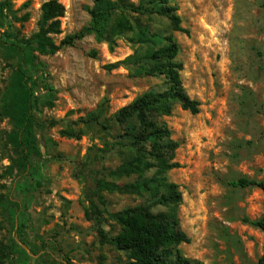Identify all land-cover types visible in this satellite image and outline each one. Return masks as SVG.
<instances>
[{"label": "rangeland", "instance_id": "obj_1", "mask_svg": "<svg viewBox=\"0 0 264 264\" xmlns=\"http://www.w3.org/2000/svg\"><path fill=\"white\" fill-rule=\"evenodd\" d=\"M6 1L19 11L18 17L28 15V20L13 21ZM46 1L0 0V32L19 38L38 33ZM58 1L65 12L57 44L89 25L88 10L95 0ZM177 6L182 27L189 31L172 33L180 47L181 79L188 95L201 104L197 115L177 105L161 119L179 144L174 162L180 167L167 176L183 193L178 213L191 242L178 249L192 264L255 262L264 251V233L245 219L264 217V192L231 183L241 178L264 181V0H178ZM155 27L170 32L164 19H155ZM128 37L118 40L114 52L87 36L74 47L40 56L44 77L57 92L52 98L43 88L36 94L34 116L45 124L35 129L41 159L32 160L28 177L6 182L18 193L25 225L22 237L11 221L0 232V242L14 240L15 264H127L125 254L108 243L119 231L108 213L141 201L106 193L101 200L96 187L98 173L121 163L115 153L99 152L103 140L112 141L119 129L110 137L100 127H83L84 135L77 140L61 137L60 126L49 123L77 122L101 105L111 119L138 96L165 90L163 78H133L124 68L108 70L139 48L131 42L134 34ZM18 61L0 48V92ZM11 128L8 120L0 119V131ZM49 138L57 148H46Z\"/></svg>", "mask_w": 264, "mask_h": 264}, {"label": "trees", "instance_id": "obj_2", "mask_svg": "<svg viewBox=\"0 0 264 264\" xmlns=\"http://www.w3.org/2000/svg\"><path fill=\"white\" fill-rule=\"evenodd\" d=\"M178 0H95L88 10L90 23L80 32L66 36L59 44L55 37L62 33L61 18L64 6L58 0H48L41 8L39 32L30 38H19L15 33L0 32V48L13 53L18 63L6 86L0 92V119L8 120L10 131H0V232L7 221L17 228L20 237L25 225L20 222L23 207L14 184L7 186L12 178H26L33 172L32 160L42 157L35 129H44L34 116L36 94L45 89L52 98L55 88L45 79V65L40 56L54 55L65 48L74 47L87 36H94L99 44H106L114 52L119 39H131L133 54L109 65L108 70L124 68L133 78H163V91L151 90L138 96L129 105L118 110L111 119L105 117V109H99L74 123L52 120L50 127L60 126L59 134L66 139H81L83 127L97 126L108 136L116 128L120 133L112 141L103 140L99 151L116 154L121 163L114 169L98 173L96 179L99 199L102 194L133 197L141 203L121 211L108 213V218L118 228V233L108 240L119 252L125 254L127 264H192L178 247L189 244L191 239L183 231L179 208L183 203L180 186L171 182L167 174L180 165L175 160L179 144L172 139V132L161 121L172 114L175 106L192 115L201 112L199 101L192 99L183 85V65L178 61L180 47L172 33L189 31L182 27L178 13ZM29 3L23 5V8ZM11 19L26 22L28 15L18 17L8 1L5 3ZM168 21L170 32L162 33L155 27V19ZM90 55L96 57L95 51ZM53 106L52 101H47ZM81 126V127H79ZM48 150L57 148L49 138ZM98 154V153H97ZM99 154L97 155V157ZM9 164L3 166V161ZM234 187H255L264 192V181L241 178L231 183ZM38 186L40 184L38 183ZM88 216V212H86ZM19 221V222H18ZM264 233V217L259 220L245 219ZM13 241L0 242V264H15ZM264 264V251L255 262Z\"/></svg>", "mask_w": 264, "mask_h": 264}]
</instances>
